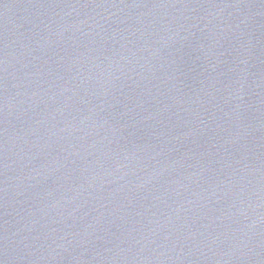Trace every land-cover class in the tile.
Here are the masks:
<instances>
[{
	"label": "water",
	"instance_id": "1",
	"mask_svg": "<svg viewBox=\"0 0 264 264\" xmlns=\"http://www.w3.org/2000/svg\"><path fill=\"white\" fill-rule=\"evenodd\" d=\"M0 264H264V0H0Z\"/></svg>",
	"mask_w": 264,
	"mask_h": 264
}]
</instances>
